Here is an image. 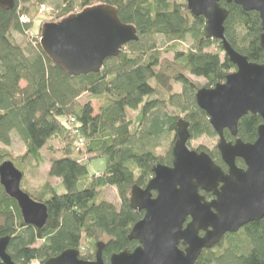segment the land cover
<instances>
[{"label": "trees", "instance_id": "16d2710c", "mask_svg": "<svg viewBox=\"0 0 264 264\" xmlns=\"http://www.w3.org/2000/svg\"><path fill=\"white\" fill-rule=\"evenodd\" d=\"M49 1L14 0L12 10L0 9V145L10 147L15 134L25 147L20 163L0 150V165L11 162L22 173V182L20 166L27 160L39 166L41 150L56 141L62 148L49 149L53 158L48 177L58 180L65 193L58 195L45 184L39 198L28 194L47 208L46 226L38 230L24 225L16 202L0 186V238H10L6 252L15 264H44L73 249L80 252L79 259L92 261L98 243H103L102 259L107 264L112 255L138 246L128 236L143 213L131 209L130 192L133 186L145 188L154 166H171V149L164 156L157 153L161 139L176 134L180 119L188 124L190 140L216 135L195 103L201 86L192 78L203 79L202 88L212 89L224 83L235 67L219 41L206 39L205 19L193 17L185 0H59L52 22L107 5L116 9L122 24L135 28L137 36L116 58L107 59L98 74L69 77L45 56L39 41L14 38L25 37L31 29L22 16L32 18V8L40 9ZM218 3L227 11L224 37L229 46L250 63L263 65L258 14L224 0ZM188 40L187 50L177 51ZM163 52H173V61L163 59ZM172 83L181 86L179 94L173 93ZM82 95L87 98L84 104L78 102ZM92 101L101 102L96 114ZM138 109L134 126L127 111ZM69 118L75 121L72 128ZM261 124L259 116L247 114L237 124L236 138L253 144ZM223 136L234 140L227 131ZM196 152H205L223 169L216 148ZM82 157L103 160L104 171L89 177ZM236 167H243L241 160H236ZM107 188L115 189L118 205L101 199ZM200 194L206 201L212 198ZM195 264H264V219L225 235L217 246L202 251Z\"/></svg>", "mask_w": 264, "mask_h": 264}, {"label": "water", "instance_id": "95a60500", "mask_svg": "<svg viewBox=\"0 0 264 264\" xmlns=\"http://www.w3.org/2000/svg\"><path fill=\"white\" fill-rule=\"evenodd\" d=\"M224 1L258 14L263 31L259 42L264 49V0ZM185 2L193 17L205 19L206 39L219 41L235 67L224 83L195 93L197 107L218 137L217 150L228 171L224 174L205 152L187 147L188 124L178 120L171 166H154L145 188L133 186L130 192L131 209L143 213L128 236L138 246L132 252L112 255L107 264H195L202 251L217 246L225 235L264 219V64L250 63L229 46L224 37L227 11L219 0ZM13 8L14 0H0V9ZM40 36L45 56L72 78L98 74L107 59L116 58L126 44L137 41L135 28L122 24L116 9L107 5L46 23ZM247 114L262 120L256 141L227 143L223 131L236 138L237 124ZM237 159L244 170L236 167ZM21 180L22 173L11 162L0 165L5 195L16 202L24 225L41 230L48 219L46 205L23 192ZM200 192L211 194L213 200L206 201ZM9 242V237L0 238V264H15L6 252ZM102 250L103 243H98L91 262L79 259V251L73 249L44 264H106Z\"/></svg>", "mask_w": 264, "mask_h": 264}, {"label": "rangeland", "instance_id": "374dc122", "mask_svg": "<svg viewBox=\"0 0 264 264\" xmlns=\"http://www.w3.org/2000/svg\"><path fill=\"white\" fill-rule=\"evenodd\" d=\"M59 3H60L59 0H50L44 7H41L40 9L32 8V15H33L32 18L22 16V21L26 22V23H30L31 29L25 35V37H21L20 35L15 34L14 35L15 40L18 42L23 41V39H25V41H28V40L29 41L30 40L31 41H35V40L39 41L40 37H41L40 36V29H41L42 25H44L46 23H57V22L62 20L61 19L57 22L56 21L52 22V21H54V16L56 14V8H57ZM95 6H98V5H95ZM157 44H158V46L160 45V47H161V44H162V38L161 37L157 38ZM189 45H190V42L188 40L185 44L178 46L176 49H177V51H186L187 48L189 47ZM165 48H163V49H165ZM168 49H170V47L167 48V50ZM162 58L168 60L169 62L173 61V59H174L173 52H170V53H168V52L164 53L163 52ZM192 80H193V82L200 85L201 88L205 85V81L201 78H192ZM21 85L23 86V84H21ZM172 87H173L172 90H173L174 94H179L181 92V86L180 85H178L176 83H172ZM86 101H87V98L85 95H82L78 99V102L80 104H84ZM100 103L101 102H97V101L91 102L93 110H94V114H96L98 109L100 108V106H101ZM170 112H171V110L169 111V113ZM139 116H140V110L139 109L137 111H129V110L127 111V118H128V120H130L132 122V124L134 126H136L138 119H139ZM178 116L180 118H183V115L179 114ZM11 139H12L11 146L10 147H4V146L0 145V150L7 153L8 155H10L15 160V163H20L21 161L19 159L24 155L25 147L15 134H12ZM174 141H175V133L174 132H172L171 134H169L166 137H164L163 139H161L160 148L157 151L158 155L164 156V155H166V153L170 149L172 150ZM217 144H218V137L215 135V136H209V137H200L198 139H192V140H190V138H189L188 143H187V147L193 151H195V150L198 151L199 148H203V149H206V150L212 152L216 148ZM50 148H53V150H61L62 144H60L56 141L55 142L54 141L49 142L47 144V146L44 147L40 152L41 164L39 166L36 165V163L31 161V160H27L26 162H24L20 166V168L24 174L23 181L21 182V189L25 190V192H27V194L32 196V198H39V193L41 192V189L45 184L51 185L53 188V191L58 195L65 193L63 186L60 184V182L58 180L51 179L48 177L49 161L53 158L52 153L49 151ZM87 158L82 157V158H80V161H81V163L86 164L87 170L89 173V177L100 175L104 171V168H105L104 161L103 160L90 161V160H86ZM79 188H81L80 185H79ZM101 199L105 200L109 203L115 204V205H118V203H119L116 191L113 188H107V189L102 190L101 191ZM86 246H87V243L83 239L82 246H81L82 247V249H81L82 253L85 251ZM79 255H80V252H79ZM88 262H91V261H88ZM32 264H37V263L34 262Z\"/></svg>", "mask_w": 264, "mask_h": 264}, {"label": "flooded vegetation", "instance_id": "af4514ba", "mask_svg": "<svg viewBox=\"0 0 264 264\" xmlns=\"http://www.w3.org/2000/svg\"><path fill=\"white\" fill-rule=\"evenodd\" d=\"M224 132V131H223ZM229 133V132H228ZM231 136V135H230ZM224 137V136H223ZM237 138H234V140L233 141H226L227 143H234L235 142V140H236ZM216 149H217V146H216ZM217 153H218V155H219V159H220V163L222 164V166H223V169H222V167H219L220 169H221V171L224 173V174H227V171H228V169H227V167H226V165L223 163V161L221 160V157H220V154H219V151L217 150ZM237 160H239V159H237ZM243 163V162H242ZM235 164H236V161H235ZM240 169V168H239ZM241 169H245V166H244V164H243V167L241 168ZM203 193V192H202ZM205 194V193H204ZM206 195H210L212 198L210 199V200H208V201H211V200H213V196L211 195V194H206ZM205 198V197H204ZM206 200V199H205ZM203 234H200V236H202Z\"/></svg>", "mask_w": 264, "mask_h": 264}, {"label": "built area", "instance_id": "2783aa9c", "mask_svg": "<svg viewBox=\"0 0 264 264\" xmlns=\"http://www.w3.org/2000/svg\"><path fill=\"white\" fill-rule=\"evenodd\" d=\"M75 124V121L73 118H69L68 119V125L72 128ZM73 135H77V131H73ZM78 147H80V144H77Z\"/></svg>", "mask_w": 264, "mask_h": 264}]
</instances>
